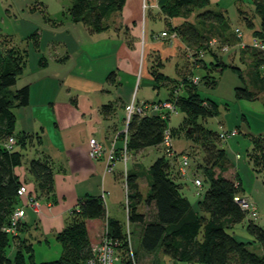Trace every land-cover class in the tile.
<instances>
[{
  "label": "trees",
  "instance_id": "trees-1",
  "mask_svg": "<svg viewBox=\"0 0 264 264\" xmlns=\"http://www.w3.org/2000/svg\"><path fill=\"white\" fill-rule=\"evenodd\" d=\"M211 1L158 0L151 7H158L164 14L167 22V28L164 30L170 33L176 32L179 39L181 38L189 45H194L196 53L193 59L196 64L207 69V73L200 78L207 85L215 86L217 83L216 76L212 75L210 71H223L226 67L231 66L245 81L244 86L236 87L237 97L264 101V48L255 47L253 43L246 45L251 51V59L246 71L239 66L230 65L219 56L217 60L207 63L203 59L205 50L212 48L209 46V38L205 31L200 30L196 24L188 20L180 24L173 23V17L188 16L194 13L195 9H198L196 17L201 20L222 22L226 16L222 8L199 11V9L208 6ZM72 2L69 8L72 20L82 22L90 32H102L108 28V25L104 23V18L112 6L116 8L114 28L121 30L124 26L123 8L126 0H72ZM254 4L256 12L261 15V22L260 27L254 29L253 35L264 45V0H254ZM246 19L251 26H255L254 19L248 16ZM237 29L238 35L241 36V30ZM0 41L3 50L0 51V94H2L0 96V264H7L11 260L7 249L14 245H16V250L13 264H28V261L34 263L31 253L33 245L29 237L23 235V231L26 229L25 223L19 220L17 224H13L12 215L19 207H24L27 212L30 209L28 207L30 199L37 200L40 204H42V199L47 202L57 201L56 176L59 172H63L64 168L61 163L55 162L50 155L40 150L38 145L42 142L39 132L17 130L15 109L29 104L30 86L24 84L14 92L11 91L10 95L5 91L18 82L26 66L27 52L19 44L24 41L23 39H19L18 42L12 36L3 34ZM209 53L213 55L211 50ZM191 55L193 54L191 53ZM153 74L160 80L167 77L154 70ZM245 74L248 80H246ZM115 78V71L110 72L107 76V80L113 83H115ZM246 81H248V85ZM198 84L191 82L186 77L184 93L177 90L175 98L169 97L158 101L146 100L145 102L154 104L164 101L172 102L176 108L175 112L180 109L188 114L187 122L189 124L186 130L190 133V129L196 128L197 125L199 127L197 130L200 131L201 128L197 123L198 118L206 119L208 116L214 115L218 105L214 100L204 98L199 93ZM117 104V100L110 101L101 105L100 111L104 116H112L117 110ZM164 113L165 117L156 111L133 114L129 124L128 141V149L131 153L164 143L166 128L170 129L172 138L175 129L169 126V122L174 112L164 110ZM117 129L114 130L113 135ZM192 132L194 133L195 130ZM204 132L207 137L199 146L204 155L198 166L204 164L210 185L202 197L197 200V208L192 209V201L185 193V181L183 180L185 174L180 172L181 168L176 172L172 165L173 159L162 155L151 164L149 172H147L148 190L145 195L142 193L139 183V177L143 175L142 172L137 169H129L127 175L129 203L128 211H126L128 225L130 229L132 222L141 225L143 247L149 251L162 247L164 253L170 257L173 263L264 264V225L253 218L238 202V198L247 196L243 190L238 167L228 154L227 149L219 145V142L225 140L222 138L221 132L216 133L213 130ZM10 138H14L15 143L10 145ZM35 138L37 142H34ZM112 138L113 136L107 145L102 142L108 147ZM252 139L255 147L251 152V158L259 170L264 169V133L253 134ZM31 148L35 149V154L31 153L32 156L27 160V171L32 177L30 178L27 174V178L23 179L16 167L22 164ZM166 150L173 155L174 160L180 157L172 147L166 146ZM184 154H187V161H189L190 152ZM118 164L121 166L119 169ZM118 164L116 172L121 177L123 164L121 162ZM28 181L31 182L30 185ZM21 188H24V191L20 192ZM249 196L251 195L249 194ZM143 204L148 207L155 204L157 209L155 220L148 221V213L141 211ZM191 210V215L186 217ZM226 219L228 222H224ZM240 223H243V227L251 235L252 241H244L235 235L234 228ZM9 227H13V229L8 230ZM126 230L127 226L125 228L120 220L109 217L107 203L103 196L82 197L66 215L65 225L57 234V238L63 245L61 257L43 261L40 264H87L106 235L120 240L117 252L121 264H133L129 254ZM255 242L261 245L262 254L248 247L249 244Z\"/></svg>",
  "mask_w": 264,
  "mask_h": 264
},
{
  "label": "rangeland",
  "instance_id": "rangeland-1",
  "mask_svg": "<svg viewBox=\"0 0 264 264\" xmlns=\"http://www.w3.org/2000/svg\"><path fill=\"white\" fill-rule=\"evenodd\" d=\"M66 1L70 2V0ZM144 1L148 3V6L145 8ZM152 1L153 0H126L123 8L124 26L121 30H116V28H114L116 16L115 6L109 9L104 18V23L108 25V28L100 34L113 38L114 40L119 39L124 41L123 48L119 54L120 57H123V60L121 61V69L118 70V75H116L115 83L110 82L105 85V88L110 89V95H114L113 100H117V114H114L112 118L110 117L109 119L107 116L103 115L105 123L97 127L96 130L93 129L96 131V136L99 137L100 134L98 133V129L105 131V128L109 125L108 123L113 124V122L115 123L121 120L126 110L125 106L127 102H131L133 99L137 101H158L169 97L175 98L177 90H179L180 93H184V80L188 77L191 82L199 83V93L204 98L212 99L217 103V112L214 115L208 116L206 119L202 117L198 118L197 123L201 130L198 131L197 129H199V127L196 125V128L190 129V133L195 130V132L191 134L186 130L189 124L187 122L188 114L180 109L174 112L169 122V126L175 129V134L171 138L172 149L178 153L180 157L174 160L173 155L167 152L165 144L161 143L159 145L143 148L138 152H133L128 162V168L130 170L137 169L139 172H142L143 175L140 176L139 183L141 190L145 192L148 190L147 172H149L151 164L162 155H166L168 158L173 159L172 165L174 167H172L175 168L176 172L182 167L186 169L185 175L182 173L185 176L183 180L189 184L192 191L196 192L195 194L189 193L193 205L192 209L194 210L197 208V200L202 197L203 193L210 185V179L206 173L204 164L198 166L201 164V157L203 158L204 155V152L200 150L199 147L202 141L205 140V137H207L204 131L213 130L219 133L223 129H237L236 133L229 135L225 140L219 142V145L227 149L228 154L236 163L240 172L244 193L254 197L259 212L264 214V169L259 170L251 158V152L255 147L252 139L253 134L251 135L250 132L243 128L244 124L247 126L257 124L256 121L264 123V101L262 99L237 97L236 87L244 86L245 81L240 77L237 70L233 69L231 66L226 67L223 71H210V73L217 78L215 86L207 85L201 80L200 78L207 73V69L195 63L193 59L196 53L194 45H189L181 38L159 36L161 32L167 28V22L164 14L158 7H151L150 4ZM154 2H158V0H154ZM221 8L226 15L222 22L206 21L197 18L196 12L198 9H195L194 13L188 16H175L172 18V21L174 24H180L188 20L196 24L200 30L205 31L209 38V46L212 48H206V50L203 48L205 50V57H203V59L207 63L217 60L219 56L230 65L239 66L246 71L251 59V51L246 45H250L256 40L253 31L260 27L261 15L256 12L254 0H212L208 6L199 9V11ZM247 16L254 19L256 23L255 26H251L248 23L246 19ZM237 28L241 30V36L238 35ZM154 33L158 34L157 37L153 36ZM129 42L134 44L130 46ZM210 50L213 52V55L209 53ZM191 53L193 55H191ZM153 70L163 73L167 77L162 80L157 79L155 74H153ZM245 78L248 80L246 74ZM68 80L69 82L67 85L70 83L72 87H75L73 91L79 90L77 92L80 94L82 105L93 102L95 93H91L94 91L90 90L94 88L93 83L95 81L79 74L71 76ZM20 83L21 81H18L16 84L10 86L5 93L10 95L11 91L14 92L15 89L20 87ZM246 84L248 85V81H246ZM85 91H88V93H85ZM77 92H74V94L76 95ZM98 106L99 104L96 103L93 104V108H91V111L94 112L95 115H98ZM21 109L23 110L21 111ZM15 111L17 114V130L21 131V129H23L22 127H24V129H31L30 120L32 117L28 109L25 106H19ZM165 111H167V109H165ZM38 131L41 133L40 130ZM36 140L35 138L34 142H37ZM186 152H190V159L185 163L182 159V155ZM31 156L30 150L26 154L22 164L16 167L17 172L23 179L27 178V174H29L27 171V160ZM90 159L91 161H99L93 159L91 155ZM62 175L64 174L62 173ZM195 178H200L202 180L201 189L195 190V185L193 184ZM56 182L60 187H67V184L61 183L58 174ZM28 184L30 185L31 182L28 181ZM197 191L200 193H197ZM123 192L122 201L115 205L114 208L111 203H109L108 215L110 218L120 220L126 228L128 219L125 210V189ZM76 203L72 205L75 206ZM65 210H63L62 215L58 217H56L57 215L52 217L50 214H40L41 221L38 227L31 226L23 231V235L28 236L33 245V251L31 253L33 254L32 260L34 263L28 261V264H40L43 261L55 260L61 257L63 245L57 238V232L60 227L65 225V213L67 212L68 214L71 211L70 209L64 213ZM55 211H57L56 208ZM49 212L52 213L53 211ZM151 212H153V207L151 208ZM259 217L260 215L256 220L263 222L264 218L261 220ZM224 222H228V219ZM237 226L241 227L243 223ZM141 227L142 226L139 224L134 222L131 223V244L136 253L138 264L169 263L170 257L166 254L159 256L157 260V256L154 258V254L156 253L153 251L145 250L143 252L139 250L140 236L138 231ZM241 230L243 229L241 228ZM247 233L248 232H246V234ZM253 248H261V245L260 247L253 246ZM14 252L15 250L12 247L7 249V254L11 258L7 264H13ZM160 252L161 250L157 251L159 254ZM115 264H121L120 259L115 260Z\"/></svg>",
  "mask_w": 264,
  "mask_h": 264
},
{
  "label": "crops",
  "instance_id": "crops-1",
  "mask_svg": "<svg viewBox=\"0 0 264 264\" xmlns=\"http://www.w3.org/2000/svg\"><path fill=\"white\" fill-rule=\"evenodd\" d=\"M72 3V0L70 2L66 0H0V40L3 34L12 36L18 42L19 39H23L24 41L19 44L27 52L26 66L18 81H21L20 86L24 84L30 86V102L25 107L32 118L30 120L31 129L22 127L21 131L36 133L40 130L42 143L38 146L55 162L62 164L64 171L59 172L58 176L61 183L67 184V187H60L56 182L57 201L47 202L42 199L38 212L30 208L25 213L21 222L25 223L26 229L31 226L38 227L41 221L40 214L45 213L58 217L62 215L63 210L66 209L65 213L72 209L74 207L72 204L85 196H105L108 210L109 203L114 208L123 199L125 187L121 177L117 172H108L103 160L91 161L89 140L95 136L107 145L114 130L123 122L126 110L121 120L113 124L108 123L105 131L98 129L99 137L93 130L105 123L100 111L101 105L114 101V95H110V89L105 88V85L111 82L107 80L109 73L115 71L118 75V70L121 69L123 57L119 54L124 41L101 35V32H90L82 22L72 20L69 14ZM154 3L153 0L150 5L154 6ZM129 44L131 46L134 43L129 42ZM75 74L95 81L94 88L89 89L94 91L91 93H95L93 102L82 105L80 94L77 92L79 90L73 91L75 87H72L70 83L67 85L68 79ZM74 92H77L76 95ZM96 103L99 104L98 115L91 111L93 104ZM112 116L107 117L109 119ZM256 123L251 126L244 124L243 128L252 134L264 133V123L257 121ZM34 148L30 150L35 154ZM119 167L121 166L118 164V169ZM29 177H32L31 174ZM184 183L185 193L191 200L189 193L195 194L196 192L192 191L188 183ZM193 184L195 190L199 189L194 181ZM142 193L145 195L147 191H142ZM197 193L200 192L197 191ZM152 207L153 212H151ZM156 210L155 204L150 207L141 205V211L148 213V221L156 219ZM191 213L192 210L186 217H189ZM259 218L261 220L264 218L262 212ZM259 222L264 225V221ZM63 227H60L59 231ZM234 232L238 238L252 241L251 235L246 234L247 231L243 226H236ZM138 233L140 236L139 250L144 252L146 249L141 242V228ZM253 246L260 247V244L255 242L249 244L248 247L262 254V248L254 249ZM12 248L16 250V245ZM159 250H161L160 254L157 253ZM152 251L156 253L154 258L157 256V260L162 254L165 255L162 247ZM167 264L184 263H173L169 258Z\"/></svg>",
  "mask_w": 264,
  "mask_h": 264
},
{
  "label": "built area",
  "instance_id": "built-area-1",
  "mask_svg": "<svg viewBox=\"0 0 264 264\" xmlns=\"http://www.w3.org/2000/svg\"><path fill=\"white\" fill-rule=\"evenodd\" d=\"M147 2L144 1V8L147 7ZM238 30V29H237ZM158 34H153L154 37H157ZM160 37H169V38H178V35L176 32H168L167 30H163ZM253 46L264 48V45L259 40H254ZM125 118L123 121L122 126L117 129L115 134L113 135L112 141L110 143V146H106L102 141L99 139L92 137L90 138V155L95 160H103L106 164V170L110 173L116 172V167L118 163L123 164L122 168V182L125 187L126 191V211H128V181H127V175L129 172L128 168V162L130 157L132 156L130 150L128 149V141H129V124L131 121V118L133 114L140 113V114H146L147 112H159L163 117L166 116L164 113V110L167 109L170 112H175L176 108L174 104L170 101H164L157 104L154 103H146L145 101H137L136 99H133L131 102H127V105L125 107ZM237 129L235 130H227L223 129L221 131V136L223 139H226L229 135L236 133ZM120 141V143H118ZM10 145L15 143L14 138H10L9 140ZM165 145L167 147H172V139L170 136V129H165ZM188 156L187 154L183 155V160L187 161ZM183 174L186 173V169L184 167L181 168ZM194 183L201 187L202 180L200 178H195ZM24 191V188H21L20 192ZM105 197V196H103ZM238 202L243 206L244 209H246L249 214L253 218H257L260 215V212L258 210L257 204L254 201L253 197L247 195L242 196L238 198ZM28 207L31 208L33 211L38 212L40 210V202L37 200L30 199L28 201ZM25 208L19 207L17 208L13 215L12 220L13 224H17L19 220H21L25 216ZM109 213V212H108ZM128 221V220H127ZM13 227H9L8 230H12ZM127 237L129 242V254L132 258L133 264H138L137 257L134 253L132 244H131V229L127 222ZM119 239L115 238L110 235H106L103 239V242L101 245L96 249L94 255L89 258L87 264H115V260L119 259L118 255V246H119Z\"/></svg>",
  "mask_w": 264,
  "mask_h": 264
}]
</instances>
